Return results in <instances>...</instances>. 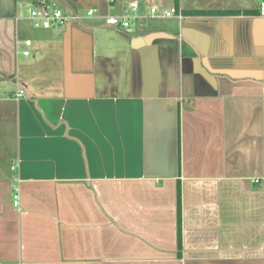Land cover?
I'll return each instance as SVG.
<instances>
[{"label": "crops", "instance_id": "1", "mask_svg": "<svg viewBox=\"0 0 264 264\" xmlns=\"http://www.w3.org/2000/svg\"><path fill=\"white\" fill-rule=\"evenodd\" d=\"M23 1L0 0V264H264L259 0H51L96 16L50 29Z\"/></svg>", "mask_w": 264, "mask_h": 264}, {"label": "built area", "instance_id": "2", "mask_svg": "<svg viewBox=\"0 0 264 264\" xmlns=\"http://www.w3.org/2000/svg\"><path fill=\"white\" fill-rule=\"evenodd\" d=\"M112 1V0H111ZM137 4H132V9L136 8ZM177 15L181 18V13L177 12L175 8H170L162 12L163 16ZM259 14L264 16V0H259ZM160 13L155 7H151L148 17L159 16ZM96 16L95 9L89 8L85 10V15H81L76 10L68 5L62 6V8L55 1L51 0H35L28 10L27 19L29 20L31 26L37 29H50V28H61L67 23L72 22H82L84 19L92 18ZM103 22L107 26L114 27L116 29H127L130 26V18L128 16L121 15H106L102 16ZM25 46L31 45L30 39H25L23 41ZM24 56L30 54L28 49L22 51ZM25 94L23 88L17 89L14 97L18 98ZM12 202L14 206L19 205V190L18 186L12 187Z\"/></svg>", "mask_w": 264, "mask_h": 264}, {"label": "trees", "instance_id": "3", "mask_svg": "<svg viewBox=\"0 0 264 264\" xmlns=\"http://www.w3.org/2000/svg\"><path fill=\"white\" fill-rule=\"evenodd\" d=\"M187 15H236L239 11L236 10H192L186 11Z\"/></svg>", "mask_w": 264, "mask_h": 264}, {"label": "rangeland", "instance_id": "4", "mask_svg": "<svg viewBox=\"0 0 264 264\" xmlns=\"http://www.w3.org/2000/svg\"><path fill=\"white\" fill-rule=\"evenodd\" d=\"M31 7V1L30 0H24L22 3H20V10H21V13L24 15V16H28V10L29 8ZM62 8V6H60ZM81 15H85V10H80V13ZM87 19V17H86Z\"/></svg>", "mask_w": 264, "mask_h": 264}]
</instances>
